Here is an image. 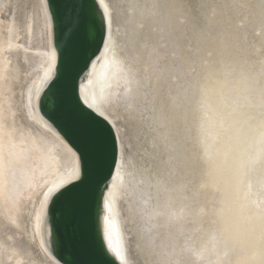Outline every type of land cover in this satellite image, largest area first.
Returning a JSON list of instances; mask_svg holds the SVG:
<instances>
[{
    "label": "bare ground",
    "instance_id": "obj_1",
    "mask_svg": "<svg viewBox=\"0 0 264 264\" xmlns=\"http://www.w3.org/2000/svg\"><path fill=\"white\" fill-rule=\"evenodd\" d=\"M95 2L105 43L78 90L117 141L104 251L264 264V0ZM55 59L45 0H0V264H59L47 211L79 162L39 113Z\"/></svg>",
    "mask_w": 264,
    "mask_h": 264
},
{
    "label": "water",
    "instance_id": "obj_2",
    "mask_svg": "<svg viewBox=\"0 0 264 264\" xmlns=\"http://www.w3.org/2000/svg\"><path fill=\"white\" fill-rule=\"evenodd\" d=\"M45 3L56 59L39 113L79 162L77 179L61 188L48 206L49 250L59 264H118L104 251L98 228L101 193L107 191L119 159L116 136L107 121L83 104L78 90L105 43L99 7L95 0Z\"/></svg>",
    "mask_w": 264,
    "mask_h": 264
},
{
    "label": "snow or ice",
    "instance_id": "obj_3",
    "mask_svg": "<svg viewBox=\"0 0 264 264\" xmlns=\"http://www.w3.org/2000/svg\"><path fill=\"white\" fill-rule=\"evenodd\" d=\"M113 164H115V160H113ZM105 188H107V185H105ZM67 190V189H65ZM104 193H101V196L103 197Z\"/></svg>",
    "mask_w": 264,
    "mask_h": 264
},
{
    "label": "rangeland",
    "instance_id": "obj_4",
    "mask_svg": "<svg viewBox=\"0 0 264 264\" xmlns=\"http://www.w3.org/2000/svg\"><path fill=\"white\" fill-rule=\"evenodd\" d=\"M33 246H34V244H33Z\"/></svg>",
    "mask_w": 264,
    "mask_h": 264
}]
</instances>
